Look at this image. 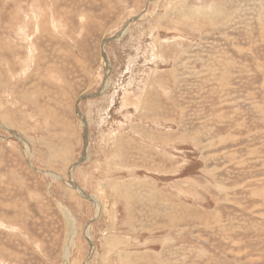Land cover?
I'll list each match as a JSON object with an SVG mask.
<instances>
[{"label":"rangeland","instance_id":"374dc122","mask_svg":"<svg viewBox=\"0 0 264 264\" xmlns=\"http://www.w3.org/2000/svg\"><path fill=\"white\" fill-rule=\"evenodd\" d=\"M61 208L69 264H264V0H0V264Z\"/></svg>","mask_w":264,"mask_h":264},{"label":"bare ground","instance_id":"6f19581e","mask_svg":"<svg viewBox=\"0 0 264 264\" xmlns=\"http://www.w3.org/2000/svg\"><path fill=\"white\" fill-rule=\"evenodd\" d=\"M211 9V8H210ZM104 56H105V54H103ZM31 59V58H30ZM104 64L106 65L105 67H106V69L108 70V64H107V58L105 57L104 59ZM30 62V61H29ZM81 99V98H80ZM86 140H87V145L86 146H88V139L86 138ZM86 150H88L87 148H86ZM86 158V157H85ZM73 168V167H72ZM72 170V169H71ZM55 177H57L58 178V176H55ZM72 181V180H71ZM72 186H74L75 187V185H72ZM78 193H80V192H78ZM82 193V192H81ZM84 195V194H83ZM93 200V199H92ZM98 202V201H97ZM59 207H61L60 205H59ZM97 212H99V208H100V206L99 205H97ZM62 210V215H64V217L66 218V221H67V226L69 227V230H70V232H71V235L73 236V238H69V240L70 239H72V241L71 242H68L67 244H66V246H65V251H64V261H65V264H69V260H70V256H71V249L75 246L74 245V240L73 239H75L74 238V236L77 234L76 233V227H75V224H74V219H73V217L72 216H70V214L68 213V211L65 209V208H61L60 209V211ZM88 230H90V229H88V227H87V232H85L86 234L85 235H87L88 236ZM89 238V237H88ZM93 244V243H92ZM95 249V248H94ZM93 254V253H92Z\"/></svg>","mask_w":264,"mask_h":264}]
</instances>
